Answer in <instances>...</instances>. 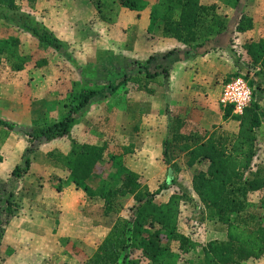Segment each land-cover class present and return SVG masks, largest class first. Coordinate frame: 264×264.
I'll use <instances>...</instances> for the list:
<instances>
[{"label": "rangeland", "instance_id": "374dc122", "mask_svg": "<svg viewBox=\"0 0 264 264\" xmlns=\"http://www.w3.org/2000/svg\"><path fill=\"white\" fill-rule=\"evenodd\" d=\"M79 1L36 0L30 4L27 0H14L15 10L0 7V11H3L2 16H10L9 18L0 17V38H18V56L25 58L20 70L14 69L11 65L12 62H20L15 58L7 57L0 63V118L12 124V128L0 126V156L2 158L0 161V264H43L42 262L50 261L49 258L52 257L55 260L50 264H91L90 259L97 245L110 231L115 221L128 214L133 202L131 197L122 198L119 208L106 214L103 212L101 199L87 197L81 191V195L59 198L57 194L60 190L56 187L59 183L64 187L69 185L64 180L68 170L61 161L49 156L52 152L59 151L55 147V142L34 137L37 133L34 130L64 115L65 109L70 104V92L78 87L74 83L75 80L93 83V79L104 76L106 78L111 74L121 77L145 73L138 68L142 67L144 60L133 59L125 49L115 53L108 48V42L113 39V34L109 30L112 29L115 34L114 42L119 40L122 42L127 39L128 26L133 20L128 9L121 5L120 0H85L88 8L85 5L83 7L88 13L84 14L77 12L80 10L77 6L80 5ZM211 4L214 3L208 5ZM215 4L214 12L223 17L225 11H231L224 0ZM256 4L264 7V1ZM15 11L21 19H11ZM113 12L114 17L111 18ZM232 12L233 18L226 20L234 26L243 10L235 6ZM102 14L103 18H101ZM71 16H73L72 19ZM209 18L210 15L205 17L206 23L199 31L200 36L207 33L208 28L212 26ZM22 20L39 30L53 32L56 35H54L55 38L61 42L59 43L61 49H54L44 44L31 32L19 27L18 24ZM75 28L78 29L77 34L68 39L67 34L69 35L70 30L73 31ZM98 37L100 41L96 43ZM240 42L241 40L237 43V50L234 49L238 60L234 62V66L227 63V71H230L229 67L234 69L227 72L223 78V85L231 77H244L249 81L253 103L256 95L264 93V88L260 87L261 84H257V81L264 84V66L260 65L261 70L256 68L259 65L254 66L245 62L243 50L239 48ZM89 44H92L94 49ZM120 53L121 65L115 59V54ZM43 60L45 61L43 65L37 64ZM251 72L258 75L260 79L256 81L250 78ZM104 83L105 81H102L97 84L95 81L92 84L99 87L96 96L111 95L109 93L114 90V83H109L105 87ZM101 87L105 88L103 90L106 93L101 90ZM224 107L222 105V108ZM111 118L112 115H105V113L101 115V127L104 132L109 128ZM68 143L70 147L71 142ZM262 156L264 152L261 151L257 155L258 161H261ZM185 160L184 156L177 159L176 164L179 169L172 170V178L169 181L158 176V179L153 177L145 183L142 175L139 178L141 184H147L150 191L160 188L155 196L158 202H162L173 193L181 195L178 232L187 239L184 244L187 251L183 252L179 264H201L202 246L213 239H225L226 225L207 215L191 187L190 176L194 169L200 167V164L186 168ZM105 162L102 163L108 167ZM162 165L164 170L168 168ZM102 168L100 161L95 167L92 186L98 184L100 177L104 175L105 170L103 171ZM14 169L18 170L20 176L12 173ZM35 194H38L37 199L33 198ZM262 194L264 193H248L244 211L250 212L257 221L264 224V203L261 202L264 195ZM36 200L39 201V205L32 209L31 206ZM65 201H80L79 206L82 212L78 213L75 205L64 203ZM27 205H30L29 209L26 208ZM45 218L50 219L48 221L50 224L56 221L57 229H51L50 232L48 228H38L37 237L42 238L41 242L38 239L34 242L31 237H26L28 231H25L24 225L32 221L44 224L42 220ZM30 232L33 234V230ZM240 264H264V255L242 261Z\"/></svg>", "mask_w": 264, "mask_h": 264}, {"label": "trees", "instance_id": "16d2710c", "mask_svg": "<svg viewBox=\"0 0 264 264\" xmlns=\"http://www.w3.org/2000/svg\"><path fill=\"white\" fill-rule=\"evenodd\" d=\"M35 1L27 0L30 4ZM237 2L231 0L230 5L236 6ZM120 3L132 10H140L146 5L143 0H120ZM0 7L15 10L14 0H0ZM215 10V3L206 5L201 0H156L150 7V28L158 24L163 34L188 44L199 38L207 15H210V25L218 32L227 27L225 17ZM2 14L0 11V17H10ZM11 19L21 18L15 11ZM18 25L44 44L61 49V44L51 32L39 30L25 20ZM251 27L252 19L243 14L235 30L244 32ZM17 43L19 39L16 37L0 38V63L7 57L15 58L20 62H12L11 65L20 70L25 58L18 56ZM245 51L252 64L264 66V38L247 42ZM44 63V60L37 62L38 65ZM97 93L94 88H73L64 115L42 128L36 126L40 129L34 130L37 132H34V137L50 141L67 136L77 111L87 106ZM224 109V116L230 115L231 106ZM232 117L238 121V130L233 135L211 134L201 140L191 134L174 132L163 142L162 159L170 166L171 175L172 170L179 169L176 160L181 156L186 157V168L200 164L190 176L192 190L207 215L226 225L225 239H213L202 246L201 264H240L264 255V224L244 211L248 193L264 192V164L254 162L260 149L256 130L264 122V110L254 101ZM0 126L12 128V124L3 118H0ZM104 150V145L72 142L67 154L49 153L50 158L61 161L68 170L65 180L81 189L87 197L102 200L104 213L116 211L120 199L132 198L128 214L115 221L97 245L90 263L179 264L183 252L187 251L184 245L187 239L178 232L181 195L173 193L166 201H156L160 188L150 191L141 184L139 174L115 161L113 156L104 159ZM100 161L104 175L98 184L92 186L95 167ZM15 169L12 173L20 176ZM57 189H62L61 183ZM261 202L264 203V196Z\"/></svg>", "mask_w": 264, "mask_h": 264}, {"label": "crops", "instance_id": "0c3cea01", "mask_svg": "<svg viewBox=\"0 0 264 264\" xmlns=\"http://www.w3.org/2000/svg\"><path fill=\"white\" fill-rule=\"evenodd\" d=\"M143 1L146 5L140 10L125 7L133 18L128 26L127 39L122 42L120 40L114 42L115 34L110 29L113 39L108 42V48L115 53L125 49L133 59L144 60L142 67L138 68L145 73L122 75L121 77L111 74L106 78L104 76L93 79L92 82L96 81L97 84L105 81L104 87L109 83H114L115 88L109 93L111 95L105 97L100 94L93 98L87 106L77 111L69 134L62 138L52 139L50 142H55L58 152L63 154L68 153L72 142L104 145V159L108 160L110 156H113L118 163H122L125 167L142 175L147 183L153 177L157 179L158 176L164 177L166 181L172 178L169 165L163 162L162 149L164 140L174 132L191 134L201 140L208 138L211 134L229 136L237 132L238 121L232 117L234 113L231 112L225 117V109L220 104L223 78L227 72L234 69V67H229L230 71H227V63L234 66V62H237L234 49L237 50V43L240 40L239 48L241 51L243 50V59L252 64L246 54L245 45L251 40L264 38V7L256 4L264 0H238L237 2L236 6L243 10L238 20L243 14L249 16L252 19L251 29L237 32L235 26L238 20L234 26L227 22V27L224 30L218 32L216 27L211 26L207 33L188 44L163 34L162 28L158 24L150 28V7L155 1ZM230 1L224 0L228 5L227 8L231 10L230 12L225 11V19H232L234 16L232 10L235 6H230ZM201 2L206 5L218 4L220 0H201ZM79 4L77 5L80 8L77 10L78 14L88 13L83 7L85 5L88 8V3L86 4L85 0H80ZM103 16L102 14L101 18ZM72 17L70 18L72 19ZM105 17L108 18V16ZM113 17L114 12L111 18ZM77 30L76 28L73 31L71 29L69 35L67 34L68 39L71 36L74 37ZM51 33L55 35L53 32ZM99 41L98 37L96 43ZM89 45L94 49L92 44ZM120 55L121 53L115 54L116 58H114L121 65L122 57L120 58ZM256 68L262 70L260 65ZM249 76L256 81L260 79L254 72H251ZM74 83L78 89L94 88L99 90V87L90 82L83 83L81 80H75ZM259 83L260 87L264 88V84L257 81V84ZM104 87H101V90L106 93L103 90ZM99 99L101 100L99 101ZM96 100L97 102H94ZM254 100L264 110V93L256 95ZM104 113L112 115L109 128L105 132L101 127V115ZM256 134L260 145L258 154H260L261 151L264 152V122L257 128ZM68 142H71L70 147ZM254 162L264 164V156L261 161L255 157ZM162 164L168 168L164 170L161 167ZM65 174L67 176L68 172ZM66 182L69 183L66 186L68 189L62 184L63 190L60 189L57 194L59 198L81 195L80 191L85 195L81 189H77L67 180ZM144 185L148 187L147 184ZM148 189L151 190L149 187ZM169 196L162 202L166 201ZM33 198L37 199L38 194L33 195ZM66 202L75 205L78 213L82 212L79 206L80 201H65L64 203ZM37 205H39V201L36 200L31 208L35 209ZM29 206L27 205L26 208L29 209ZM49 220L48 218L42 220L44 224L32 221L24 225L25 231H28L26 237H31L34 242H37L36 239L41 242L42 238L37 237L38 228H48L50 232L51 229H57V222L50 224ZM58 227L61 228L60 225ZM28 229L33 230V234ZM35 253L37 254V252ZM41 256L43 258L42 254ZM32 257L35 258V256ZM49 259L50 261L42 263L50 264L55 260L54 257Z\"/></svg>", "mask_w": 264, "mask_h": 264}, {"label": "built area", "instance_id": "2783aa9c", "mask_svg": "<svg viewBox=\"0 0 264 264\" xmlns=\"http://www.w3.org/2000/svg\"><path fill=\"white\" fill-rule=\"evenodd\" d=\"M252 101V90L249 81L242 76H234L227 80L222 88L220 103L230 105L233 113H241Z\"/></svg>", "mask_w": 264, "mask_h": 264}]
</instances>
